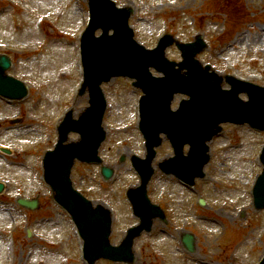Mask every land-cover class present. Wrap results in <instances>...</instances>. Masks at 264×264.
<instances>
[{
	"label": "rangeland",
	"instance_id": "rangeland-1",
	"mask_svg": "<svg viewBox=\"0 0 264 264\" xmlns=\"http://www.w3.org/2000/svg\"><path fill=\"white\" fill-rule=\"evenodd\" d=\"M12 1L0 0V42L26 47L27 52L23 54H11L14 65L9 73L34 81V89L31 88V97L25 101L11 105L0 102V143L16 147L9 163L4 156L0 158V180L7 183V190L0 195V264H78L77 238L70 232L63 211L50 203L47 190L41 186L43 169L38 164L42 152L53 148L57 141L52 119L61 117L68 107H73L77 116L89 104L87 94L75 95L79 75L75 73L73 50L68 43L76 38L71 32L77 28L81 12L70 0ZM116 1L120 6L134 8L130 23L136 39L146 46L153 47L156 36L165 29L182 41H192L196 34L202 33L209 44L208 49L198 55L203 63H212L219 73L231 71L264 84V0ZM18 2L33 11L18 10L20 7H15ZM46 15L48 19L41 20ZM167 56L181 60L176 45L167 49ZM129 81L119 77L103 84L114 108L111 112L107 110L110 121L105 123L107 138L100 155L105 164L115 169L114 179L100 189L103 179L99 166L77 162L72 170L74 184L87 196L95 201L102 199L115 209L111 239L116 244L126 228L136 223L128 210L125 191L138 182L130 157L136 152L142 155L143 151L132 128L124 130L134 117L135 92L131 91ZM109 112L106 113L109 115ZM12 118H21L23 122L13 126ZM104 119L109 120L107 115ZM263 135L251 131L248 125L224 124L221 136L211 145L212 163L206 168L207 178L198 180L197 185L210 208L206 210L227 218L220 220L218 227L195 216V210L200 212V207L194 204V195L175 180L169 181L159 172L155 173L149 185L150 195L155 201L165 202L168 211L177 215L183 232L190 228L196 231L197 249L194 254L179 252L176 242L157 228L136 240L138 260L135 264H201L196 260L203 259L219 264H260L264 254V209L245 208L248 213L242 209L249 203L246 189L252 182L253 172L258 170L253 169L251 158L262 143ZM77 137L71 135V138ZM228 138L241 146H227ZM158 150L155 162L166 153L171 154L166 140ZM122 156L126 157L124 162L120 160ZM18 162H25L28 168L16 165ZM212 174L228 182L215 190L210 185ZM19 196L40 200L38 209L28 210L30 218L15 206ZM224 202L230 204L226 206ZM10 211L18 216L12 221L18 225L16 244H11L10 238L7 240ZM246 215L247 220L241 219ZM186 222L193 225L185 229ZM32 227L39 232L47 231L52 242L44 238L41 247L40 237L33 233L27 236ZM96 264L124 263L99 260Z\"/></svg>",
	"mask_w": 264,
	"mask_h": 264
},
{
	"label": "water",
	"instance_id": "water-1",
	"mask_svg": "<svg viewBox=\"0 0 264 264\" xmlns=\"http://www.w3.org/2000/svg\"><path fill=\"white\" fill-rule=\"evenodd\" d=\"M113 23H115L116 25H119V26H124V20H123V16H121V17H119L117 20H113ZM122 30H124L125 31V29H124V27L122 28ZM89 116L90 115H88V116H86V118L83 120V127H82V129L80 130L82 133H83V135L84 136H87L88 135V130H87V127H86V124L88 123V120H89ZM96 124L97 125H99V123H100V121H101V111H99L97 114H96ZM102 136V133L100 132V137ZM60 148H63L62 147V144H60ZM71 151H75L74 149H72ZM62 153V155H64V153H67L66 152V150H62V151H60V149H59V151H57V152H55V155L57 154V155H59V153ZM71 154L69 155V156H63V158H64V165L62 166V168L61 169H59V171H60V173H61V180L64 182V183H66V185H68L69 184V181L67 180V178H68V175H69V167H70V164H71V162H72V159H73V155H75L74 154V152H70ZM53 170H54V168H53ZM78 200H80L77 196H75ZM80 201H82V200H80ZM101 212H95V213H93L95 216H98V217H101L104 221H105V219L108 221L109 219V215H108V213L107 212H103L102 210H100ZM87 215H89L90 216V213H86ZM103 222V221H102ZM82 224H83V227H84V229H85V231H86V233L88 234V236H92V237H97L100 241H102L103 240V235H101V234H96L94 231H95V227H94V225H93V223L91 222V221H89L88 219H85V218H83V220H82ZM103 224H105L104 222H103ZM130 240H131V243H132V237H130L129 238Z\"/></svg>",
	"mask_w": 264,
	"mask_h": 264
}]
</instances>
